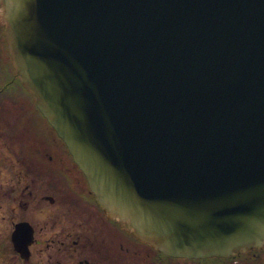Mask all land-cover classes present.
<instances>
[{
	"label": "water",
	"instance_id": "obj_1",
	"mask_svg": "<svg viewBox=\"0 0 264 264\" xmlns=\"http://www.w3.org/2000/svg\"><path fill=\"white\" fill-rule=\"evenodd\" d=\"M0 23L110 220L175 258L264 248V0H0Z\"/></svg>",
	"mask_w": 264,
	"mask_h": 264
},
{
	"label": "flooded vegetation",
	"instance_id": "obj_2",
	"mask_svg": "<svg viewBox=\"0 0 264 264\" xmlns=\"http://www.w3.org/2000/svg\"><path fill=\"white\" fill-rule=\"evenodd\" d=\"M0 264H208L160 255L104 216L17 76L1 30Z\"/></svg>",
	"mask_w": 264,
	"mask_h": 264
},
{
	"label": "rangeland",
	"instance_id": "obj_3",
	"mask_svg": "<svg viewBox=\"0 0 264 264\" xmlns=\"http://www.w3.org/2000/svg\"><path fill=\"white\" fill-rule=\"evenodd\" d=\"M253 260H248L245 258L244 260H241L240 263L239 262H235L233 264H259V263H263L264 264V251L261 253V255L259 254V260L258 263L252 262Z\"/></svg>",
	"mask_w": 264,
	"mask_h": 264
}]
</instances>
